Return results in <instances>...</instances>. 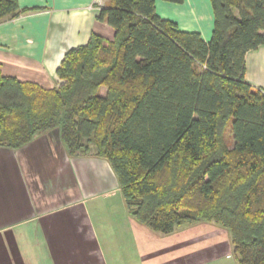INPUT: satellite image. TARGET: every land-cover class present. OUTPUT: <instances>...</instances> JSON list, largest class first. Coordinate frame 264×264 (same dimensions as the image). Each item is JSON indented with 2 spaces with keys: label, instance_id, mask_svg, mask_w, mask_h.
Returning a JSON list of instances; mask_svg holds the SVG:
<instances>
[{
  "label": "trees",
  "instance_id": "16d2710c",
  "mask_svg": "<svg viewBox=\"0 0 264 264\" xmlns=\"http://www.w3.org/2000/svg\"><path fill=\"white\" fill-rule=\"evenodd\" d=\"M108 1L96 18L114 38L68 49L54 88L0 70V148L55 135L69 156L108 161L135 222L161 234L215 223L237 264H264V89L244 78L245 54L264 46V0H210L207 41L155 0ZM19 13L0 0V20Z\"/></svg>",
  "mask_w": 264,
  "mask_h": 264
},
{
  "label": "crops",
  "instance_id": "0c3cea01",
  "mask_svg": "<svg viewBox=\"0 0 264 264\" xmlns=\"http://www.w3.org/2000/svg\"><path fill=\"white\" fill-rule=\"evenodd\" d=\"M108 3L17 0L20 13L0 20L2 75L54 88L68 49L93 33L114 38V29L96 18ZM155 11L179 30L211 37L210 0H155ZM244 78L264 89V46L245 54ZM116 195L107 160L69 156L55 135H38L18 150L0 148V264H164L150 259L159 236L135 222L126 206L117 210Z\"/></svg>",
  "mask_w": 264,
  "mask_h": 264
},
{
  "label": "rangeland",
  "instance_id": "374dc122",
  "mask_svg": "<svg viewBox=\"0 0 264 264\" xmlns=\"http://www.w3.org/2000/svg\"><path fill=\"white\" fill-rule=\"evenodd\" d=\"M223 139L230 143L231 135L228 128L224 129ZM116 196L117 210L122 206L125 208L121 196ZM155 234L159 236L160 241L156 242L157 250L155 248L150 254L151 261L156 258L158 261H164V264H168L172 259L179 261L178 264H237L230 233L218 224L211 222L183 224L176 227L172 233L155 232ZM148 243H153V241Z\"/></svg>",
  "mask_w": 264,
  "mask_h": 264
}]
</instances>
